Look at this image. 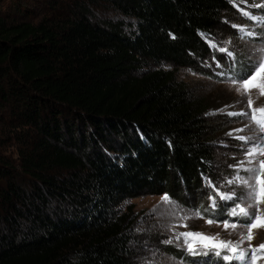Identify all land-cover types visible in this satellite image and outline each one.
Wrapping results in <instances>:
<instances>
[{
    "label": "trees",
    "instance_id": "obj_1",
    "mask_svg": "<svg viewBox=\"0 0 264 264\" xmlns=\"http://www.w3.org/2000/svg\"><path fill=\"white\" fill-rule=\"evenodd\" d=\"M40 2L0 0V264H135L127 202L212 175V103L179 71L234 8Z\"/></svg>",
    "mask_w": 264,
    "mask_h": 264
},
{
    "label": "rangeland",
    "instance_id": "obj_2",
    "mask_svg": "<svg viewBox=\"0 0 264 264\" xmlns=\"http://www.w3.org/2000/svg\"><path fill=\"white\" fill-rule=\"evenodd\" d=\"M48 0H43L46 3ZM234 8L212 33L202 34L208 43L210 53L205 59H196L195 65L180 69L179 76L189 82L199 94L210 99L212 106L207 116L216 131L214 139L216 161L211 177H204V190L196 193L183 192L182 197L173 198L167 194L144 195L127 202L133 205L136 215L134 239L132 243L135 264H226L212 251L207 255H192L186 250L184 239H176L181 232H198L218 239L239 240L240 234H246L244 224L247 218L230 217L231 208L241 202L247 189L239 184L228 185L226 180L232 179L237 169L234 167L245 159V152L251 142L238 140V136L256 138L259 133L247 115H229L230 112H251L247 106V96L238 93L230 78H241L249 73L260 56L264 53V23L251 19L250 16L264 17V0H229ZM244 12L250 16L244 15ZM243 29L244 31H241ZM251 32L254 35L248 36ZM215 45L213 47L212 45ZM227 48L228 52L220 51ZM231 53V55H229ZM253 108L264 106V95L259 90H251ZM244 129V131H238ZM13 155L12 148L8 151ZM264 159V157H257ZM250 167V165H245ZM240 175L247 178L243 170ZM211 181L221 192L235 193L232 200H221L217 196L216 207H211L210 196L216 195L207 181ZM167 195L170 202L162 197ZM264 209V204L260 205ZM200 213L203 218H198ZM185 217H191L185 219ZM214 223L208 224V220ZM239 222L236 229L225 230L224 222ZM186 224L187 227L182 225ZM252 246L264 243V228L254 230ZM171 240L172 243H167ZM248 243L243 244L248 248ZM199 248V245H197ZM232 264H237L234 260ZM264 264V259L258 261Z\"/></svg>",
    "mask_w": 264,
    "mask_h": 264
},
{
    "label": "snow or ice",
    "instance_id": "obj_3",
    "mask_svg": "<svg viewBox=\"0 0 264 264\" xmlns=\"http://www.w3.org/2000/svg\"><path fill=\"white\" fill-rule=\"evenodd\" d=\"M261 6L264 7V5ZM244 15L250 16L247 12H244ZM250 18L264 23V17L250 16ZM241 31L244 30L241 29ZM246 34L248 36L254 35L251 32ZM212 46L215 47L214 44ZM220 51L228 52V49L221 48ZM260 52L264 53V49H260ZM230 79L231 83L236 86V91L248 97L246 104L251 109V112H230L228 114L249 116L250 121L255 125L256 131L259 133L255 139L246 136L236 137L238 140L251 142V146L245 152V159L234 166L237 169L235 176L226 180L228 185L239 184L247 189L244 199L236 203L228 213L230 217L247 218L244 224L246 234H240L239 240L236 242L218 239V234L217 236H208L198 232H181L176 235V239L180 240L183 238L186 250L192 255H207L209 251H212L216 256H220L226 264H232L234 260L237 264H258L259 260L264 259V243L252 246L251 241L255 238L254 230L264 228V209L260 208V205L264 204V159H257V157H264V106L253 108L254 102L250 93L252 89H257L261 95H264V54L260 56L249 73L241 78ZM238 131H244V129H239ZM246 164L250 165V167H245ZM241 170L248 173L249 176L245 178L240 175ZM207 184L216 193V195L209 197L213 208L216 207L217 196L221 200H232L235 197L234 192H221L210 180L207 181ZM162 199L165 202H170V197L167 195L163 196ZM196 216L203 218L200 213H196ZM189 218L191 217H185V219ZM207 223L212 224L214 221L210 219ZM182 226L187 227L186 224ZM240 226L239 222H224L225 230L229 228L236 229ZM245 242L248 243V248L243 247ZM167 243H172V241L168 240ZM197 245H199V248Z\"/></svg>",
    "mask_w": 264,
    "mask_h": 264
}]
</instances>
